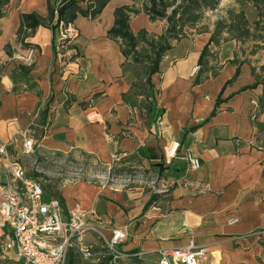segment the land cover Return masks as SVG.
Segmentation results:
<instances>
[{
  "label": "crops",
  "instance_id": "crops-1",
  "mask_svg": "<svg viewBox=\"0 0 264 264\" xmlns=\"http://www.w3.org/2000/svg\"><path fill=\"white\" fill-rule=\"evenodd\" d=\"M125 4L133 1L110 0L96 19L78 15L76 38L59 47L58 29L47 25L18 39L22 14L47 16V0H8L0 17V145L23 157L24 134L32 125L41 128L45 111L35 152H85L108 169L134 163L161 175L160 187L149 189L139 182L124 188L84 181L60 189L64 208L80 201L105 241L112 229H127L121 255L137 250L157 263L160 249L193 242L206 249L199 264H264V131L258 126L264 124V84L249 87L254 63L234 64L230 53L218 73L196 83L192 69L211 32L181 39L153 75L157 107L163 108L154 120L124 99L133 79L108 32L115 9ZM162 23L145 12L130 21L134 33L161 34ZM29 47L35 49L31 65L14 58ZM219 49L221 55L225 48ZM93 109L96 121L88 117ZM170 146L173 156L165 152ZM188 150L200 157L201 168H189ZM8 180L0 160V181ZM1 264H17L14 254Z\"/></svg>",
  "mask_w": 264,
  "mask_h": 264
},
{
  "label": "built area",
  "instance_id": "built-area-1",
  "mask_svg": "<svg viewBox=\"0 0 264 264\" xmlns=\"http://www.w3.org/2000/svg\"><path fill=\"white\" fill-rule=\"evenodd\" d=\"M59 47L72 42L78 29L74 20L60 22ZM14 58L31 65L35 60V49L29 47L25 53H17ZM199 66L192 69L196 75ZM90 103H94L91 99ZM93 107V106H92ZM91 121L99 119L98 111L89 114ZM255 117V115H253ZM25 155L35 151V139L27 130L24 134ZM166 154L172 155V146L166 147ZM173 156V155H172ZM185 159L192 170L201 168L200 157L193 151L185 153ZM0 160L9 174L8 181H0V264L14 254L17 264H66L71 247L81 244L89 231L100 230L87 220L88 211L80 201L64 208L61 201L46 194L44 185L29 176L19 159L14 158L4 144L0 145ZM237 218H231L235 223ZM126 228L112 229L107 245L114 249L127 239ZM206 253L204 247H167L159 250V264H199V258Z\"/></svg>",
  "mask_w": 264,
  "mask_h": 264
},
{
  "label": "rangeland",
  "instance_id": "rangeland-1",
  "mask_svg": "<svg viewBox=\"0 0 264 264\" xmlns=\"http://www.w3.org/2000/svg\"><path fill=\"white\" fill-rule=\"evenodd\" d=\"M137 7L139 8L141 5L138 4ZM260 13L262 11L259 12L251 0H219V4L215 9H205L203 11V17L199 25L185 27V37H193L204 33L201 30L211 31V34L212 32L215 33V41L209 46V53L203 58V64L198 65L200 66L198 70L202 69L203 71L202 77L209 78L218 73L221 62L231 53L234 64L243 63L244 61L253 62L258 76L264 78V67H262L264 65V21ZM241 14L244 15L247 23L245 24V33L242 34L243 37L238 39L233 37V34H237V31L231 33L228 31V24L231 23L230 20L234 16L241 19ZM162 22L164 31L166 22ZM148 31V38L150 39L159 34L156 30L150 29ZM219 48H225L221 55ZM233 48H235V51H233ZM138 49L141 54V61L130 62L126 67L135 84L131 96L145 93L147 89L142 62L146 59L147 51L150 52V48L147 43L140 42ZM136 101L140 106L146 105V102L142 101V97L137 96ZM19 161L26 173L40 180L47 190L53 188L60 190L64 185L81 181L95 185L117 184L124 188H128V185H134L137 182L147 189H149V186L160 187L161 185V175L153 176L149 171L138 169L134 163L123 164L118 162L114 174H112L106 166L98 163L96 159L80 152L59 155L55 152L36 151L24 155L19 158ZM168 188L169 186L166 189ZM73 247L76 256L75 264H100V260L104 257L103 250L108 245L99 232L89 231L81 244L78 243ZM114 249L118 250V246ZM126 257V255H121L120 258L113 260L110 264H129Z\"/></svg>",
  "mask_w": 264,
  "mask_h": 264
},
{
  "label": "trees",
  "instance_id": "trees-1",
  "mask_svg": "<svg viewBox=\"0 0 264 264\" xmlns=\"http://www.w3.org/2000/svg\"><path fill=\"white\" fill-rule=\"evenodd\" d=\"M110 0H47L48 2V14L45 17L38 15L37 13H23L21 16V26L18 30V39H22L29 33L33 32L40 25L50 26L54 31L58 29L60 22H69L75 20L78 15H83L90 19H96L100 16L105 6ZM133 4L121 5L117 7L114 11L115 21L112 28L109 30L108 35L110 38L115 39L120 44V49L122 54L126 58L124 67L130 62H140L141 54L139 51L140 42H145L149 46V51H147L146 59L143 60L145 70V93H139L138 95H133L132 91L135 87L134 79L131 82L130 91L124 94V99L130 104V106L138 105L136 97H142V101L146 102V105H139L144 113L150 115L153 113V119H157L159 115L163 112V108L157 107V90L153 82V75L160 72V62L165 55V53L171 49L178 41L183 39L186 35V26H197L201 22L203 17V11L205 9H215L219 4V0H132ZM8 2V0H0V17L2 16V7ZM253 5L258 9L260 16L264 21V0H251ZM138 4L141 7H137ZM145 12L150 20L152 21H165L166 26L161 34L153 36L152 39L148 38L149 31L145 28L140 29L137 33H134L131 29L130 21L131 18L140 13ZM231 23L228 24V31L235 32L233 34L234 38L241 39L243 37V32L245 29V24L247 20L243 14H241V19L234 16ZM242 31V32H240ZM201 32H209L207 30H201ZM211 32V31H210ZM200 33V32H199ZM245 33V32H244ZM215 41V33L212 32L208 43L204 46L198 65L203 64V58L209 53V46ZM174 42V43H173ZM69 45V43H64ZM199 66V67H200ZM264 67V65L262 66ZM239 70H237L236 75ZM252 75L254 76L255 82L249 87H254L258 84H264V78L262 79L258 76L256 69L251 67ZM203 71L200 69L196 75L195 82L201 83L208 79V77H202ZM232 81L229 80L227 83ZM144 98V100H143ZM217 103L219 101L217 100ZM150 118V116H147ZM152 119V118H151ZM150 119V120H151ZM40 129H36L32 125L28 130L33 134L35 141L39 140L44 134L46 122V112L44 111L41 115ZM260 130L264 131V124H258ZM35 149L37 143L35 142ZM38 151L40 148H37ZM47 152V151H45ZM35 153V151H34ZM56 154L65 155V153L56 151ZM87 156L94 158L92 155L82 152ZM100 163V162H98ZM102 164V163H100ZM104 165V164H102ZM106 166V165H104ZM107 167V166H106ZM116 164L110 167V173L114 174ZM53 188V187H52ZM47 195L53 198H57L63 203V197L61 195V190L53 188L47 190L44 186ZM50 191V192H49ZM153 198V197H152ZM151 202V199H150ZM75 248L71 247L68 252V262L67 264H75ZM118 251V253H117ZM104 252V257L100 260V264H110L113 260L120 258L121 251L106 247ZM126 255V259L129 264H159V262H151L138 254L137 250H130L123 252Z\"/></svg>",
  "mask_w": 264,
  "mask_h": 264
}]
</instances>
